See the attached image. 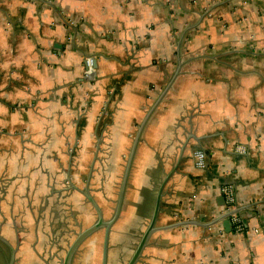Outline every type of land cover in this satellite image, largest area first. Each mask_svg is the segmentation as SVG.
<instances>
[{
	"label": "crops",
	"instance_id": "1",
	"mask_svg": "<svg viewBox=\"0 0 264 264\" xmlns=\"http://www.w3.org/2000/svg\"><path fill=\"white\" fill-rule=\"evenodd\" d=\"M140 130L108 263L113 235L132 247L177 165L137 264H264V0H0V177L23 208L80 183L97 152L113 184ZM224 186L241 231L224 227Z\"/></svg>",
	"mask_w": 264,
	"mask_h": 264
},
{
	"label": "rangeland",
	"instance_id": "2",
	"mask_svg": "<svg viewBox=\"0 0 264 264\" xmlns=\"http://www.w3.org/2000/svg\"><path fill=\"white\" fill-rule=\"evenodd\" d=\"M98 140H103V136H100ZM77 151L76 147L70 148V154H68L71 156L70 163L67 162L68 160L63 163H67V173L76 170L79 172L81 181L76 185L85 189V182L91 172L92 160L89 158L87 163L85 161L84 168L75 170V155L81 154ZM95 155L96 160L102 156L100 152L95 153ZM96 160L92 172L95 179L89 187L103 208L105 217L110 218L116 206L124 169L121 168L116 181L107 186L104 175H102L104 170L98 165L101 163H97ZM5 173L7 172H4L3 179L0 177V264H7L13 248L16 249L15 264H61L67 246L75 238L76 233L89 226L96 219L95 209L84 195L79 196L78 199L74 196L76 189L70 187L68 179L64 180L59 186L60 188L58 187L62 191L61 194L60 191L51 194L57 190V186H53L51 183L47 190H40L36 198L30 202L34 207L32 211L28 209L27 199L23 203L25 205L23 208L19 198L23 190H18L20 192L18 194H11L13 186L4 182L9 177ZM36 191H38L37 186L36 188L35 186L26 187L27 196L28 193L33 196ZM29 211L32 212L31 217L23 214L24 212L29 213ZM13 229L17 231H13ZM103 233L104 228H101L83 242L74 257L73 264L102 263ZM136 241L138 240L135 239L132 243L131 239L129 244L132 243V247L125 249L128 241L126 239L123 241L115 233L112 246L115 249L120 245V252L116 253V250H113L108 264H124Z\"/></svg>",
	"mask_w": 264,
	"mask_h": 264
},
{
	"label": "water",
	"instance_id": "3",
	"mask_svg": "<svg viewBox=\"0 0 264 264\" xmlns=\"http://www.w3.org/2000/svg\"><path fill=\"white\" fill-rule=\"evenodd\" d=\"M94 66L96 67V64L94 62ZM141 130L139 131L138 136L135 139L134 145L130 151V154L127 159V163L125 166V170L122 176V181L120 183L118 197L116 200V206L114 208V212L112 216L109 219L105 218L104 210L100 206V204L97 202V200L94 198V196L91 194V191L89 189V181L92 176L93 172V166H91V172L87 179L85 189H81L78 186H76L71 179L69 178V184L71 188H75L76 190H79L87 199L88 202L92 205V207L95 209L96 212V220L86 228L82 229L81 231L76 233L75 238L68 244L67 249L65 251L64 257L61 259V264H73V260L75 255L77 254L78 250L80 249L83 242L92 236L95 232L100 230L101 228H104V236H103V245H102V263L101 264H108V255H109V241H110V234L112 231V228L114 224L117 222L121 210L123 207L124 197L127 189L128 179L131 172V167L136 151L137 144L139 142V135ZM177 169V165L170 170L169 172L164 171V178L157 186L154 206L152 210V214L150 216L149 222L145 228V230L140 234L138 241L136 242L130 257L127 259V261L124 264H137L140 260V258L143 255V252L145 248L147 247L149 240L153 233L159 229L157 225V221L159 219V215L161 212V205L162 200L164 196V190L166 187L167 182L171 178V176L175 173ZM220 203H225V197L224 195L221 196V199H219ZM229 213L224 216L223 224L226 228V231L232 230L233 222L231 218L229 217ZM16 262V249H12L11 252V258L8 261L7 264H15Z\"/></svg>",
	"mask_w": 264,
	"mask_h": 264
},
{
	"label": "built area",
	"instance_id": "4",
	"mask_svg": "<svg viewBox=\"0 0 264 264\" xmlns=\"http://www.w3.org/2000/svg\"><path fill=\"white\" fill-rule=\"evenodd\" d=\"M85 67H86L85 74L89 77H94L96 74V69L94 66L93 57L85 58ZM240 150H243V148H241ZM194 157H195V164L198 168H205L207 166V154L204 151L202 150L196 151L194 153ZM221 192L225 197V201L227 204V213L230 214L232 222L233 224H235L236 230L241 231L244 228V222L239 215L233 212L234 202H235L234 189L232 188V186H224L222 187Z\"/></svg>",
	"mask_w": 264,
	"mask_h": 264
},
{
	"label": "flooded vegetation",
	"instance_id": "5",
	"mask_svg": "<svg viewBox=\"0 0 264 264\" xmlns=\"http://www.w3.org/2000/svg\"><path fill=\"white\" fill-rule=\"evenodd\" d=\"M10 258H11V256H10ZM10 258L7 260V261H9L10 260ZM8 263V262H7Z\"/></svg>",
	"mask_w": 264,
	"mask_h": 264
}]
</instances>
